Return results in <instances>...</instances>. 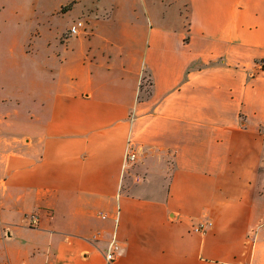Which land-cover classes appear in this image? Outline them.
<instances>
[{
	"label": "crops",
	"instance_id": "0c3cea01",
	"mask_svg": "<svg viewBox=\"0 0 264 264\" xmlns=\"http://www.w3.org/2000/svg\"><path fill=\"white\" fill-rule=\"evenodd\" d=\"M263 60L264 0H0V264H264Z\"/></svg>",
	"mask_w": 264,
	"mask_h": 264
},
{
	"label": "built area",
	"instance_id": "2783aa9c",
	"mask_svg": "<svg viewBox=\"0 0 264 264\" xmlns=\"http://www.w3.org/2000/svg\"><path fill=\"white\" fill-rule=\"evenodd\" d=\"M86 29L85 21L82 19L75 20L69 27V33L71 35H79L82 31ZM137 159V153L135 148L130 144L128 150L126 152L125 157V166L130 162H134ZM38 216L37 214L30 215V225L37 226L38 225ZM6 235V233H4ZM123 246L121 242L117 239L116 235L114 234L110 241L108 242V246L105 252V258L107 264H114L117 258L122 254Z\"/></svg>",
	"mask_w": 264,
	"mask_h": 264
},
{
	"label": "rangeland",
	"instance_id": "374dc122",
	"mask_svg": "<svg viewBox=\"0 0 264 264\" xmlns=\"http://www.w3.org/2000/svg\"><path fill=\"white\" fill-rule=\"evenodd\" d=\"M70 8H72V4H67L66 6H63L59 12V15L55 17V23L59 26L60 30H67L64 34V38H62V42H65L66 38L72 36L68 30L70 25L77 19H82L83 21H85L86 29L81 33L89 34L90 31L88 13L83 12L82 5H77L75 9H73L71 12H66ZM27 63L28 61H26V58H20V65L23 68Z\"/></svg>",
	"mask_w": 264,
	"mask_h": 264
},
{
	"label": "trees",
	"instance_id": "16d2710c",
	"mask_svg": "<svg viewBox=\"0 0 264 264\" xmlns=\"http://www.w3.org/2000/svg\"><path fill=\"white\" fill-rule=\"evenodd\" d=\"M262 67H263V69H264V60L262 61Z\"/></svg>",
	"mask_w": 264,
	"mask_h": 264
}]
</instances>
